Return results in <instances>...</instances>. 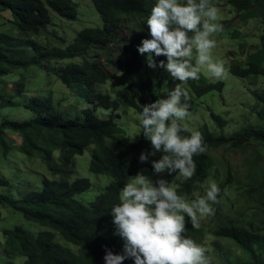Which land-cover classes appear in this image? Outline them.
<instances>
[{"label":"trees","instance_id":"16d2710c","mask_svg":"<svg viewBox=\"0 0 264 264\" xmlns=\"http://www.w3.org/2000/svg\"><path fill=\"white\" fill-rule=\"evenodd\" d=\"M91 1L103 18L104 27L84 29L77 34L72 44L64 49H56L48 48L36 40V37H41L51 25L52 13L68 20H77V4L73 0H0V15L12 12L13 24L18 30L14 36L0 33V77L7 76L14 70L31 67L44 66L51 72L54 70L47 68L46 64L83 57V62L67 63L56 72L64 85L69 88L80 87L87 103L95 109L117 112L120 107H126L141 114L143 105L154 102L159 97L150 81L129 84L116 92L115 99L100 92L98 87L114 79L117 71L123 75H135L148 64L147 54H139L137 46L143 39L150 38L146 21L156 0ZM226 1L239 13L241 21L243 16L260 18L264 27V0ZM125 22L129 25L127 36L121 32ZM223 23L229 24L230 21ZM116 45L121 48L124 57L114 65L117 67L116 71L109 69L100 60L91 61L85 56L91 49H108ZM260 52L264 59V29ZM154 59L160 72L164 71L159 67V61H166V57L162 55ZM230 70L233 75L243 79L264 76V67L251 61L245 68L233 65ZM24 88L25 83L21 81L16 87V93L22 94ZM190 89L196 98H202L214 91L222 92L224 83L219 81L197 85L192 82ZM167 95H161V98H166ZM253 96L257 108H260L255 114L262 123L261 127L244 129L240 135L231 138H216L207 126L198 130L207 150L193 157L196 172L176 190L187 202L193 201L194 195L211 176V150L224 146L238 147L252 139L264 144V91H256ZM25 108L35 116L25 121L4 120L0 125L3 157L7 158L9 155L11 144H7L4 137L10 131L20 140L15 148L18 153L30 159L40 158L47 166L51 178H43L39 190H32L23 197L20 192L18 198L11 193H1L0 207L19 212L28 222L47 230H26L22 226L5 230L2 245L4 256L8 259L24 257V264H105L107 250L114 254H124V242L115 234L111 209L121 203L120 191L131 177L142 170H152V160L163 153L149 156L147 161L141 163L140 154L151 150L150 141L142 139L137 143L131 142L116 122L115 115L100 119L91 111L85 110L76 118L67 117L56 112L52 97H33ZM210 116L220 129L227 126L213 112H210ZM182 135L190 136L191 133L184 131ZM91 146H94L92 173L106 175L112 181L92 203L85 204L76 197L89 191L91 182L85 178L72 181V177L76 156L83 155ZM55 152H59V162L55 161ZM13 184L14 180L0 176V188L9 189ZM213 205L218 216L221 211L219 202ZM187 221L185 235L201 244L205 229L193 227ZM59 236L67 244L76 247L78 252L62 244ZM215 237L235 244L247 259L244 264H264V224L262 228L255 229L252 224L230 222L219 227ZM123 264H134V259L129 257Z\"/></svg>","mask_w":264,"mask_h":264},{"label":"rangeland","instance_id":"374dc122","mask_svg":"<svg viewBox=\"0 0 264 264\" xmlns=\"http://www.w3.org/2000/svg\"><path fill=\"white\" fill-rule=\"evenodd\" d=\"M73 1L77 4V20H68L52 13L51 25L41 37H36V40L48 48L64 49L74 42L80 31L87 28L104 27L103 18L91 0ZM211 3L219 9L218 23L223 25L222 31L214 33L210 37L216 41V47L211 50L212 58L214 61H223L228 69L226 78L217 79L205 68H202L199 79H189L184 82L173 81L166 70L160 72L157 67L153 69L147 64L135 75H123L122 72L117 71L116 77L106 84L100 85L98 90L115 99L118 90L133 82L147 80L152 83L155 92L159 95L158 99H162L161 95L168 94L170 89L180 84L189 93V115L181 122L187 132L192 133L207 126L214 137L231 138L240 135L244 129L261 127L262 123L257 120L255 114L260 108L256 106L253 93L264 91V76H250L243 79L233 75L230 69L233 65L245 68L249 61L264 67L263 54L260 52L261 36L264 29L262 21L260 18L246 16L240 22L239 13L226 0H211ZM13 21L12 12L2 13L0 15V33L16 35L18 30ZM225 21H230V23H223ZM121 32L124 36L129 35V25L126 22ZM121 52V48L116 45L108 49H91L85 56L91 61L100 60L109 69L116 71L117 67L114 65L124 59ZM195 55L194 51V58ZM83 60V57H79L63 63L46 64L47 68L54 70L51 72L47 71L48 69L46 70L44 66L31 67L14 70L9 75L0 77V125L4 120H30L35 114L25 108L29 100L36 96L43 99L52 97L57 113L71 118L82 115L85 110L91 111L100 119H108L111 115H115L116 122L131 142L147 140L142 135L141 114L138 111L126 107H120L117 112L101 108L95 109L87 103L84 91L80 87L69 88L62 83L56 72L58 73L67 63H81ZM21 81L25 83L24 92L17 94L16 87ZM219 81L224 83L222 92L214 91L202 98H196L191 92L190 83L192 82L202 85ZM210 112L227 123L223 130L214 123ZM4 138L7 144H11V147L9 146L8 157L4 158L3 146L0 143V176L14 180V184L9 189L0 188V194L11 193L15 198H18V192L23 197L32 190H39L43 178H51L47 166L40 158L30 159L18 153L15 148L20 140L16 134L7 131ZM93 149L94 146H91L85 150L83 155L76 156L72 177V181L85 178L91 182L89 191L76 197L85 204L92 203L112 181L106 175L92 173ZM210 155L213 161L211 176L203 188L194 195L193 201L205 196L210 183L216 182L221 188L219 194L221 211L217 216L216 209L212 205L214 209L212 214L198 217L196 227L205 229L201 245L207 249L206 255L211 256L212 264H244L247 259L240 249L228 240L217 239L215 232L219 227L230 222L243 225L252 224L255 229L263 227L264 144L252 139L238 147L224 146L211 150ZM54 158L56 162H59V152L54 153ZM142 171L153 180L159 178L169 180L171 186L176 190L186 180L184 178L176 180L174 176L168 175L166 172L154 173L147 169ZM52 178L55 177L52 176ZM186 220H189L187 216ZM16 226H22L26 230H47L45 227L28 222L19 212L0 207V264H24L26 260L24 257L8 259L2 251L5 241L3 232L7 229H14ZM33 232L35 231L33 230ZM59 238L62 244H66L67 247L78 252L76 247L67 244L60 236Z\"/></svg>","mask_w":264,"mask_h":264},{"label":"clouds","instance_id":"9594fccd","mask_svg":"<svg viewBox=\"0 0 264 264\" xmlns=\"http://www.w3.org/2000/svg\"><path fill=\"white\" fill-rule=\"evenodd\" d=\"M218 20L219 9L211 0H156L146 21L150 38L142 40L138 52L147 54L148 66L153 69L158 66L154 57L165 56L159 67L173 81L199 79L202 68L224 79L228 69L223 61H214L211 52L216 41L210 37L223 30ZM189 108V93L180 84L170 89L166 98L143 105L142 135L152 147L142 152L139 160L143 163L149 156L163 153L152 160L154 173H174V179L179 180L190 179L196 172L193 157L205 153L207 145L199 131L182 135L186 129L181 122ZM220 193L218 184L211 182L205 196L189 203L167 179L153 180L143 171L132 176L120 191L121 203L111 209L115 234L122 238L125 251L114 254L107 250L105 264H123L129 257L134 264H212L207 249L185 235L186 216L196 227L198 217L213 213L212 205L219 202Z\"/></svg>","mask_w":264,"mask_h":264},{"label":"crops","instance_id":"0c3cea01","mask_svg":"<svg viewBox=\"0 0 264 264\" xmlns=\"http://www.w3.org/2000/svg\"><path fill=\"white\" fill-rule=\"evenodd\" d=\"M244 17H245V16H243V18H244ZM239 19H240L239 21L242 22L240 16H239Z\"/></svg>","mask_w":264,"mask_h":264}]
</instances>
